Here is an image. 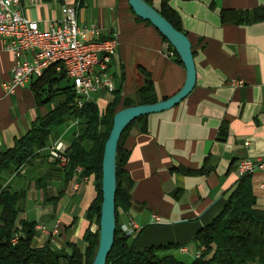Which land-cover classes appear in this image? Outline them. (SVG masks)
Listing matches in <instances>:
<instances>
[{
  "label": "crops",
  "instance_id": "obj_1",
  "mask_svg": "<svg viewBox=\"0 0 264 264\" xmlns=\"http://www.w3.org/2000/svg\"><path fill=\"white\" fill-rule=\"evenodd\" d=\"M146 1L155 8L161 5V0ZM63 4L75 6L88 39H117L110 61L114 90L91 95L100 114L115 95L116 110L123 108L124 99L136 101L146 80L152 82L158 100L181 88L183 63L155 27L134 14L127 0H40L37 6L24 4L22 12L45 28L61 17ZM167 5L191 42L196 82L179 103L145 116L144 130L139 122L128 128L122 141L127 157L120 184L130 204L119 209L118 220L134 219L141 227L132 238L135 247L154 246L159 256L188 262L197 251L194 234L220 212L239 178V159L264 162V18L236 20L264 15V0H167ZM12 64V54L0 39V151L10 148L37 117L64 98L55 94L38 104L31 89L35 79L7 92L3 83ZM63 82L61 86L70 85ZM73 117L64 121L70 125L64 133L52 128L46 146L57 138L70 145L81 121L74 123ZM46 146L6 181L11 190L24 191L16 227L26 220L42 224L49 233L56 228V234H46L34 225L33 243L67 255L73 248L84 253L85 233L93 232L89 205L95 197L94 178L88 175L75 189L78 176L52 162ZM250 175L255 207L264 211V163Z\"/></svg>",
  "mask_w": 264,
  "mask_h": 264
},
{
  "label": "trees",
  "instance_id": "obj_2",
  "mask_svg": "<svg viewBox=\"0 0 264 264\" xmlns=\"http://www.w3.org/2000/svg\"><path fill=\"white\" fill-rule=\"evenodd\" d=\"M156 9L181 31L179 18L167 5V0H161L160 7ZM225 16L226 14L223 13L222 18L224 19ZM252 17L241 15L236 20L245 22L264 18V15L254 14ZM173 51L178 56L174 49ZM63 80L67 81L62 74L49 71L31 82V89L38 104L50 101L55 94H64V98L44 116L37 117L31 123L28 132L17 138L10 148L0 151V264H59V260L64 264H91L96 253L98 232L90 230L85 233L87 246L84 253L73 248L72 253L67 255L63 251L51 249L48 245L36 246L33 243L36 235L34 222L20 220V226L16 227L19 203L24 198V191L11 190L6 182L12 173L32 159L36 150L46 146L53 127L63 123L70 116L78 117L81 119L79 128L74 132V138L68 147L70 162L63 169H66L67 174L70 175L74 173V167L80 165L83 169L81 175L93 176L95 197L89 205V212L93 219L96 218L98 221L101 204L102 153L111 129L113 115L119 110L115 109L119 97L115 95L101 114L92 101H87L78 108L75 105L71 85H60ZM138 93L142 103L158 101L150 80L144 82ZM134 103L135 101L124 99L123 107ZM145 116L147 115L139 116L130 122L117 142L116 226L113 245L105 264H250L252 262L264 264V211L255 207L250 174L237 179L220 212L210 223L196 231L193 242L199 255L188 262L173 255L159 256L154 246L137 248L133 239L121 231V223L118 220L119 209L126 210L130 204V196L120 184L127 157L122 141L133 123H141V130H144ZM14 233L17 234V240L12 243L11 238Z\"/></svg>",
  "mask_w": 264,
  "mask_h": 264
},
{
  "label": "built area",
  "instance_id": "obj_3",
  "mask_svg": "<svg viewBox=\"0 0 264 264\" xmlns=\"http://www.w3.org/2000/svg\"><path fill=\"white\" fill-rule=\"evenodd\" d=\"M26 3L37 6L40 0H0V39L13 57L10 75L3 83V88L7 92H14L16 88L53 71L62 74L70 82L78 108L91 101V95L98 90L113 91L111 59L103 56V48H114L116 51L117 39L114 36L88 39V29L78 24L75 6L70 4L61 5V17L48 27L41 28L37 20L23 14L22 6ZM50 60H57V67H50ZM232 83L237 85L241 81L232 80ZM73 120L78 123L79 118L73 117ZM68 147L62 139H55L46 146L49 159L65 168L69 157ZM263 163L260 158L239 159L237 173L239 177L252 174L262 169ZM22 167L12 173L10 178L20 172ZM82 170L80 165L74 167V173L78 176L74 183L75 189L88 178V175H81ZM261 186L264 188V177ZM155 221L159 219L155 217ZM140 228L134 219L120 224L121 231L131 238L139 233ZM35 229L46 234L58 232L55 228L49 233L40 223L35 225ZM16 240L17 234L14 233L11 242ZM198 253L196 251L194 257H198Z\"/></svg>",
  "mask_w": 264,
  "mask_h": 264
},
{
  "label": "water",
  "instance_id": "obj_4",
  "mask_svg": "<svg viewBox=\"0 0 264 264\" xmlns=\"http://www.w3.org/2000/svg\"><path fill=\"white\" fill-rule=\"evenodd\" d=\"M127 2L138 18L149 21L176 51L185 68V81L176 93L153 103H142L137 92L136 101L133 105L123 107L114 113L111 129L104 143L102 153L98 242L91 264H105L114 241L116 226V151L117 142L122 131L139 116L162 112L173 107L191 92L196 82L193 50L186 34L176 29L146 0H127Z\"/></svg>",
  "mask_w": 264,
  "mask_h": 264
},
{
  "label": "rangeland",
  "instance_id": "obj_5",
  "mask_svg": "<svg viewBox=\"0 0 264 264\" xmlns=\"http://www.w3.org/2000/svg\"><path fill=\"white\" fill-rule=\"evenodd\" d=\"M63 83L67 84L66 81ZM68 126H70V125H69V122L67 121V122H63V123L59 124L56 128L58 129V131L60 133H64L66 131V129H68ZM68 135H69V132H68V134H66V138ZM98 222H99V218H98V221H96V218L93 219V225H92L93 232H95V231L98 232Z\"/></svg>",
  "mask_w": 264,
  "mask_h": 264
},
{
  "label": "bare ground",
  "instance_id": "obj_6",
  "mask_svg": "<svg viewBox=\"0 0 264 264\" xmlns=\"http://www.w3.org/2000/svg\"><path fill=\"white\" fill-rule=\"evenodd\" d=\"M115 54L114 48H103V56H106L107 59H111V56ZM50 67H57V60H50ZM69 157L66 160V167L69 163Z\"/></svg>",
  "mask_w": 264,
  "mask_h": 264
}]
</instances>
